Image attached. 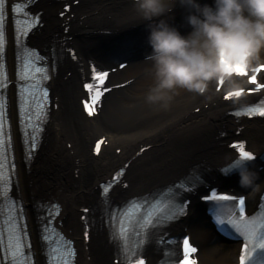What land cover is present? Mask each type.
Instances as JSON below:
<instances>
[{
    "label": "bare ground",
    "instance_id": "bare-ground-1",
    "mask_svg": "<svg viewBox=\"0 0 264 264\" xmlns=\"http://www.w3.org/2000/svg\"><path fill=\"white\" fill-rule=\"evenodd\" d=\"M61 2L38 0L34 5L37 11H42L44 25L35 33L32 42L53 47L56 71L51 88L58 110L51 114V123L43 132L40 157L36 153L33 159L23 160L19 144L14 146L17 189L27 204L29 225L35 235L39 217L44 212L33 203L50 197L62 206L58 220L70 230V236L76 241L79 264H110L112 244L107 229L100 225L102 223L98 219V211L105 202L109 205L151 192L177 181L188 170L203 176L205 182L209 181V176L219 181L215 176L216 170L233 158L232 153L224 148L227 139L232 137L237 127H242L241 134L247 139L249 148L261 153L264 149V121L247 123L228 115V111L247 105L258 96L224 103L220 101L219 94L213 92L214 81L201 95L178 90L167 107L148 103L145 98L155 83L152 68L145 75L132 72L125 79L116 77L112 85L129 79L134 81L110 93L99 116L85 119L78 100L81 96L80 80L86 75L89 62L108 63L117 57L118 52H124L137 43L143 45L148 32L133 5L126 0H80L79 5L72 7L60 19L56 11ZM70 13L74 16L70 17ZM185 13L187 10L177 4L168 14V23L181 30L180 23L185 21ZM61 24L68 26L66 34L62 32ZM185 26L188 27L187 23ZM69 36H72L71 40L67 39ZM52 37L57 40L67 37L65 46H73L77 52L75 63L58 50L51 41ZM101 37L106 38L98 41ZM197 108L200 109L198 114L194 112ZM97 137H105L108 144L95 159L91 157L90 145ZM66 143L71 144L70 149ZM145 145L150 148L135 157L136 151ZM116 149H121L119 155L115 154ZM42 155L45 158L42 163H50L49 169L53 171L49 172L51 182L45 181L44 190L40 183L32 185L30 182L31 175L36 173L34 165L39 163ZM126 161H130L126 172L128 188L122 194L119 191L101 198L98 183ZM47 175L41 173V177ZM258 176V183L263 185L264 172ZM237 188L246 192L249 203L253 204L257 192L250 194L239 185ZM81 207H90L91 211L89 219L93 225V239L88 251L81 239L83 225L78 211ZM184 228L199 245L202 264H232L235 261L237 245L218 242L202 215L198 218L193 211L166 231L177 233ZM146 252L149 264H153L158 258L156 248H148Z\"/></svg>",
    "mask_w": 264,
    "mask_h": 264
},
{
    "label": "clouds",
    "instance_id": "clouds-1",
    "mask_svg": "<svg viewBox=\"0 0 264 264\" xmlns=\"http://www.w3.org/2000/svg\"><path fill=\"white\" fill-rule=\"evenodd\" d=\"M138 19L146 26L154 86L146 101L167 107L178 90L204 94L210 82L223 81L226 90L243 89L246 80L236 69L254 72L264 64V0H132ZM179 4L187 10L191 31L182 35L168 23V14ZM237 156L229 173L250 194L261 191L259 176Z\"/></svg>",
    "mask_w": 264,
    "mask_h": 264
},
{
    "label": "snow or ice",
    "instance_id": "snow-or-ice-1",
    "mask_svg": "<svg viewBox=\"0 0 264 264\" xmlns=\"http://www.w3.org/2000/svg\"><path fill=\"white\" fill-rule=\"evenodd\" d=\"M5 0H0V88H6L7 75L4 71V53L6 48V32H5V15H4ZM13 12L19 13L21 11V6L19 4L15 5L12 9ZM27 15V14H26ZM17 25L16 29V44L18 47L22 45V38H26L29 30L39 23V17L34 21H15ZM75 59V55H73ZM19 59V57H18ZM43 58L40 57L35 50H30L27 46H24V63L22 66V71H18V77L20 79H35L36 73L42 74V79L47 80L48 70L47 68L38 67L36 61H40ZM120 67H125L124 64H120ZM237 75L242 77H247V83L254 87L248 88L249 95L253 92L260 91L264 89V83L258 82L257 75H249L246 71H241L236 69ZM254 73H264V64L257 67ZM109 73L106 71H97L95 66L92 68V81L95 83H86L84 85L85 89L89 93V99L84 103V109L89 116L95 114L96 105L99 104L101 97L105 92L110 91L104 88L103 85ZM223 84V81H219ZM38 85H31L33 91L37 90ZM244 89H239L235 92H228L224 99L230 100L232 97H240L244 94ZM43 101L48 98V91L44 89L42 91ZM37 120H40L44 114V103L40 100L37 101ZM23 111V109H22ZM233 115L239 117L241 115H257L264 117V106L260 107H249L244 111H236ZM5 114H4V102L0 100V195L4 196L7 203L8 216L7 219L3 221L5 227H0V247L3 245V232L7 231V247L3 249L5 254V259L10 258V264H29L31 257L26 256L25 244L22 243L21 230L17 227L18 217L16 203L8 199V185L10 183V177L14 175V165H8L6 157L4 155L5 140H4V124H5ZM31 119V118H30ZM35 131H40V129L34 126ZM36 137L33 135L31 148H36ZM231 147L238 152V155L248 161H252L254 156L251 152L245 150V145L241 142L238 144H232ZM99 148V144L97 145ZM122 175V172L118 174ZM118 179V177H114ZM111 185L105 186L103 192L105 195L109 192ZM193 187L195 183L193 182ZM186 191H191L192 189H185ZM205 201H236L235 196L229 195H218L215 190H212L210 194H205L203 196ZM189 201L183 200L182 203H170L161 207L159 203L152 205L143 217L142 223L139 220L135 222L139 224L140 229L144 230V239H140L138 244L134 248H129L128 245V233L129 226L132 225L134 221L135 214L140 210V204L136 201H129L125 209H118L117 214L112 218V225L115 227L117 219L119 220V238L123 241L122 249L125 255V259L128 264H145L144 259H136L134 262L132 256L136 254L137 250L145 243L147 239V230L152 227L159 225L161 215L167 220H173L177 218L178 214H185L188 207ZM55 212L56 215L59 214V205L56 204ZM235 209H238V215L235 210L230 212H223L217 210L215 215L216 224L219 226L227 225L235 230L241 237H243V247L239 257V264H264V212H261L259 216H253L250 219L245 216V199L243 196L235 203ZM87 211V209H85ZM22 209L19 212V217L22 218ZM52 215V213H50ZM155 217V218H154ZM221 230H225L221 227ZM46 233H52L55 235L56 239L52 241V236L45 234L42 239L45 241H50L48 245V259L49 264H72L75 257V250L72 247V242L67 240L62 234L57 233L54 228H46ZM24 238L26 239L27 233L24 232ZM85 239H88V232L84 233ZM54 244V246H53ZM197 249L192 247L189 243V239L185 237L183 239V259L179 261V264H196V261L191 257L193 253H196Z\"/></svg>",
    "mask_w": 264,
    "mask_h": 264
},
{
    "label": "rangeland",
    "instance_id": "rangeland-1",
    "mask_svg": "<svg viewBox=\"0 0 264 264\" xmlns=\"http://www.w3.org/2000/svg\"><path fill=\"white\" fill-rule=\"evenodd\" d=\"M100 40H98V41H101L103 38H99ZM103 41H105V40H103ZM38 153V155L37 156H39V151L37 152ZM40 157V156H39ZM43 157V158H42ZM46 157V156H45ZM45 158H44V156L42 155L41 156V160L39 161V163H37V164H35L34 165V167H35V171H36V173H34V174H32L31 175V179H30V182H31V184L32 185H34L35 183L36 184H38V183H40V185H41V189L42 190H44L45 189V184H47V183H45V181H47L48 180V182H51V180H50V175H49V172H51L52 170L51 169H49L50 167H51V165H50V163H48V162H46V163H42V160H44ZM47 160V159H46ZM51 170V171H50ZM48 173V175H47V177H45V176H43V177H41V173ZM52 173H53V171H52ZM30 174V173H29ZM34 177V179H32ZM40 193V192H39ZM41 194V193H40ZM43 194V193H42ZM35 206H36V203H33ZM231 264V263H230Z\"/></svg>",
    "mask_w": 264,
    "mask_h": 264
}]
</instances>
